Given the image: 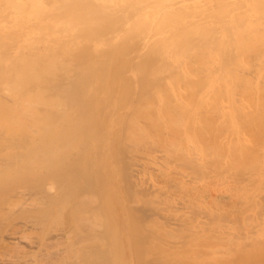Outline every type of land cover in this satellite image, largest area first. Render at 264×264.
<instances>
[{"label":"bare ground","instance_id":"6f19581e","mask_svg":"<svg viewBox=\"0 0 264 264\" xmlns=\"http://www.w3.org/2000/svg\"><path fill=\"white\" fill-rule=\"evenodd\" d=\"M253 90L264 103V0H0V264H252L258 246L242 239L254 222L243 229L199 205L194 224V215L175 216L172 206L164 217L151 204L141 192V139L159 120L148 106L236 108L251 105ZM191 190L197 207L202 189ZM158 215L169 234L182 231L175 244L226 246L197 257L189 248V262L162 251L160 262Z\"/></svg>","mask_w":264,"mask_h":264},{"label":"rangeland","instance_id":"374dc122","mask_svg":"<svg viewBox=\"0 0 264 264\" xmlns=\"http://www.w3.org/2000/svg\"><path fill=\"white\" fill-rule=\"evenodd\" d=\"M253 92L255 93L256 97L251 102V105H240V106L237 105L236 108L233 105H231V106H228L229 109L227 108V106H223V105L220 107V105H218L217 103L215 104V105H217L216 108H215L214 103L210 105L209 103H206V102L203 103V102H198V101H193V100H191V102H189L190 104H188L189 100H187V102H185L186 104H184V102L176 103V104H174L175 106L174 105L171 106L172 104H170V105L167 104V106L169 105L170 107L169 106L168 107L167 106L163 107V109H165V110H163V109H159L158 110V107H156V105H155V107L157 108V110L153 106H152V108H154V109H152V108H150V106H148L149 108H147V109L151 110L150 112L152 113V115L153 116L157 115V117H155L156 120H158V119L160 120L161 119L162 122L160 121V123H158L159 120L156 121V120H154L155 119L154 118L153 119L154 120L153 123L156 121L155 122L156 124L155 123L153 124V125L156 126L155 128L153 127V125L152 126H148V125H151V124H148V122H147L148 125L146 124L149 127V129L151 128L150 129L151 132L156 130V129L161 130L160 134H159V130H158V131L152 132L153 133V135H152L148 128H147V131H149V132L146 131V128H145V131L143 132V137L144 138L142 137L143 139H141V140L144 142L143 143L144 147L141 146V148L143 147V149H141V163H142V165H141V171H142L141 175L143 174L144 176H141V192L149 193L148 194L149 196L147 195L146 197L153 198L152 201H151V204L153 202L157 201L156 204L153 203V205L159 207V209L162 210L160 212L161 213L163 212L162 214H165V213H167L169 211L168 214H170V212H171V214L177 213V215L175 214V216H178V217H181L183 215L187 216V217H191V216L193 217V215H194V217L196 218L195 219L196 221L191 219V220H189L190 223L196 224L197 223V219L198 218H202L201 215H203V214L200 212V210H202V208L199 209L201 205H203L204 209H206V210L208 209L210 212H212L211 209H213V207H214L215 210H216L215 211L216 213L218 211V213H221L222 215H226L225 218L222 217L221 219H225V220L227 218H230L232 220H234L235 218L237 220L239 219L238 221H239V223H240V221L242 222L240 225L242 226L243 229H246V227H248L249 229L252 230V228L250 227V221L254 222L255 225H254L253 229H255V231L253 230L254 231V233H253V231L249 232L248 230H246L247 233L245 235H248L250 233L249 235L251 237L250 236L247 237V236L244 235L245 237L243 236L242 240H243V242L245 241L247 243V245L245 246L244 245L245 242H244L242 244V246L243 247L245 246L246 248L247 247L250 248V246H251L250 249H252L253 252L257 249V246H258L259 250H256L255 251L256 253L254 252V255L256 254L257 256H251V255L248 256V257H250L249 261L252 262V264H257L258 261L254 262V263H253V261H256V259L257 260L259 259L260 260L259 262H261V258L260 257H262V256H260L259 254L261 253V255H262V253H263V255H264V242H263L264 241V105H263L264 103L261 101V99L259 97V94H258V91L257 90H253ZM196 103H197V105H196ZM191 104H193V105H191ZM238 104H240V103H238ZM176 105L177 106L179 105L178 106L179 109L177 108ZM204 105L206 107H204ZM192 106H194V107H192ZM210 106H212V107H210ZM166 108H167V110H169L170 115L168 114V112H165V111H167ZM169 108H171V109H169ZM190 108H191V110H190ZM193 108H194V110H193ZM205 108L207 110L210 109V108L211 109L215 108L214 110L217 109V112H215L217 114V116H216V114H212V113H210L211 115L208 114L207 112H205V110H206ZM222 108H225V109H222ZM196 109H198V110H196ZM202 109H204V110H202ZM231 109L232 110L235 109L237 111L236 112L230 111ZM244 109H245V111H244ZM173 110H174V112L172 114ZM223 110H225V111H223ZM160 111H161V113H160ZM189 111L190 112L192 111V113L190 114ZM194 111H195V114H194ZM243 111H244V113L242 114ZM196 112H198V113H196ZM203 112H205V113H203ZM229 112L232 114L231 116H230ZM175 114H176V117H175ZM251 114L254 115V116H252ZM182 115H184V117H182ZM246 115H247V117H246ZM214 117H215V119H214ZM249 117L251 119H252V117H254L253 118L254 120L252 121ZM175 121L180 122L179 125ZM204 122H206V123H204ZM162 125H163V127H162ZM175 125H176V127H175ZM181 128H183V129L181 130ZM204 128H206V130ZM173 129H174V131H173ZM202 129H203V131H202ZM219 129H220V131H219ZM170 130L173 131V132H171ZM162 131H167V132H162ZM176 131H177V133H176ZM194 131H196V132H194ZM186 132H187L188 135H190V134L191 135L188 136L186 134ZM214 132H216V133H214ZM149 133H150V136H151L150 137L151 140L149 139ZM155 133L156 134L158 133L159 135L158 134L155 135ZM171 133H172V135H171ZM196 133H198V134H196ZM144 134H145V136H144ZM166 134H168V135H166ZM205 134H207V135H205ZM183 135H185V136H183ZM225 136H227V137H225ZM206 137H207V139H206ZM233 138H234V140H233ZM151 141L152 142L156 141L155 142L156 145L153 143L154 147H153V144H151L152 143ZM220 142H222L223 144L220 143ZM145 144H146L147 147L145 146ZM171 144H173V145H171ZM156 146L159 147V148H158V150L155 151V149H157ZM174 146L176 148H174ZM177 147H178V149H177ZM147 148L152 149V150L148 149V151H149L148 152ZM165 148L167 150H165ZM153 149H154V151H153ZM162 149L167 151L165 154H167V155L169 154V155L165 156V154H161V151H163ZM168 152H170V153H168ZM156 155H159V157L156 156ZM170 155H172L171 158L169 157ZM166 157H167V160H166ZM181 157L182 158L184 157V158L182 159ZM191 157H193L194 160H192L193 158L191 159ZM178 158H180V159H178ZM195 158H197V159H195ZM188 160H191L192 163L190 161H188ZM186 161H188V163ZM195 162L198 163V164H195V166H194L193 164ZM202 167H203V169H202ZM213 167H215V168H213ZM168 172H169V176H167ZM189 175H191V176H189ZM238 176H239V178H238ZM180 177L183 178V179H181ZM241 177H243V179ZM170 178H171V180H170ZM148 181H149V183H147ZM158 184H160L161 187ZM182 184H183V186H182ZM177 185H178V187H177ZM185 185H187V186H185ZM232 186H233V188L230 189V187H232ZM234 187H236V189ZM192 188H198L200 190L202 189V192H203V194L199 195L201 202H199L200 204H198L197 207L193 205L194 201L196 200V195L194 194L196 192H193V190H191ZM148 189H151V190H149V192H148ZM186 189H189L191 191L186 190ZM164 190H165L166 194H168V196H162L165 193V192H163ZM153 191H156V192H154L155 194H153ZM157 191H159V192L157 193ZM151 192H152V194H150ZM186 193L188 194V198L186 196L187 195ZM171 195H173V196H171ZM143 196L144 195H142L141 197H143ZM234 196H235V198H234ZM162 197H164V198L162 199ZM190 198H192V200ZM154 199H155V201H154ZM156 199H159V200H156ZM161 199H162V201H161ZM164 200H166V201H164ZM186 200L187 201L189 200V201L187 202ZM190 200L193 201V204H191L192 202H190ZM168 201H171V202L169 203ZM215 201H217V202H215ZM173 202L175 203V205L173 204ZM196 202H198V201L196 200L195 204H196ZM211 202H212V204H211ZM165 203H166V205H163ZM188 203H190V205L192 207H194V208H192L190 205H189V207H187ZM161 204H162V206H161ZM167 204H168V206H167ZM169 204H171V205H169ZM170 206H171V209L168 208ZM172 206H174L173 213H172ZM210 206L212 208L209 209L208 207H210ZM237 206H238L239 209L237 208ZM189 209H190V211H189ZM236 210H238V211H236ZM175 211H177V212H175ZM178 213H180L179 214L180 216L178 215ZM192 213H194V214H192ZM168 214H165L163 216L165 217ZM171 214L168 215V216H172ZM197 215H199V216L197 217ZM245 215H247V216H245ZM245 217L246 218L248 217L250 219H248V218L246 219ZM113 219H115V218H113ZM156 219L157 220H153V222L155 224H162L163 223V230L164 231H163V233L162 232L161 233H162V237H164V238H162L161 242H160V240H159V238H160L159 235H161L160 232H158L159 233L158 237H156L154 234L150 235V236H154V237L158 238L156 240L154 238V241L155 242L156 241L159 242L158 248H160V249L158 251H154V250H156V246H154V247H153V245H149L148 246L147 245L148 241L145 242L146 245L144 244L145 246L150 247V249H151V246H152V250H150V251L151 252L152 251L156 252V253L152 252L156 256H157L158 252L161 253L163 251V254L161 253L162 255H164L165 252H167L168 256L171 253V257H172V255H173V257L174 256L176 257V255H177V257L179 258V256L181 255V257L182 256L185 257L184 260H186L188 258V260H186V261L189 262V260H190L189 257L190 256L192 257V255H195V254H193L194 250H196V252H195L196 256H193V257H197L198 256L197 255L198 250L199 251H201V250L205 251L203 248L208 247V246H209L208 248L210 249L211 244H212L213 247L216 246V245H220V244H221L220 247L226 246L225 242L217 243V244H215L216 242L214 244H213V242H210L209 244L205 245V247H203L201 245L196 246V245H193L191 243H185L184 246H183L182 243H181L182 245L181 244H179V245L175 244L174 243L175 240L179 239L177 237H179V235L182 233V231H179L180 233L177 232L176 234L175 233L174 234H171V233L169 234L167 232V225H166V222H168V220L166 218L164 220L159 218V215H158V217H156ZM245 220H246V222H243ZM116 221H117V218H116ZM113 222H115V221H113ZM218 222H220V221L218 220ZM225 222L226 221H222L220 223L225 224ZM248 222H249V226H247L248 224H246ZM172 223H174V221ZM168 229H170V226H169ZM175 231H177V230H175ZM151 232H153V231H151ZM154 232H157V230H154ZM167 234H169L170 236L167 235ZM246 237H247V239L250 240V241L248 240L250 243L247 242ZM249 237L253 241H255V243L256 242L257 243L256 244L255 243L252 244L251 243L252 240ZM167 238H168V240H166ZM141 239H143V238L141 237ZM144 239H145V237H144ZM255 239L256 240L259 239L260 241L262 240L263 244L260 242L261 244L259 245V240L256 241ZM145 240H147V238ZM162 240H163V242H162ZM171 240H172V243H170V245L171 244H175V245L170 246L169 243H167V242H171ZM141 242L144 243V240H142ZM238 242H240V241H238ZM160 243H162V244H160ZM3 244H4V242L0 241V247ZM186 244L188 246H186ZM144 245H143V248H144ZM154 245H156V244H154ZM248 245H250V246H248ZM262 245H263V248L261 247ZM168 246H170V247H168ZM175 246H176V248H175ZM178 246L180 248H178ZM189 246H194V247H189ZM240 246H241V243H240ZM197 247L199 249H196ZM213 247H211V250L214 251ZM163 248H165V250H163ZM189 248H191L193 252L190 251L191 249H189ZM253 248H255V249H253ZM143 250L145 251V248L142 249V251ZM148 250L149 249L147 248V254L149 256L152 253L150 251H148ZM169 250H172V251L170 252ZM187 250H188V252L189 251L192 252V254H190V252L187 253ZM252 250H251V254L253 255ZM142 251H141V253H142ZM203 251H202V254L204 253V256H208L209 255V254L208 255L205 254V252H203ZM209 251L207 250V253ZM247 251H248V255H249L250 254L249 249H247ZM144 253H142L143 255L141 254V257L143 258V256H146L145 258L147 259L148 257L146 255V251ZM198 253H201V252H198ZM167 254H166V258H171L170 256L168 257ZM187 254L189 255L188 257H187ZM158 255L161 257V259H159V257L157 256L158 259H156V260H158V261L160 260V262H163L162 258L164 256L162 257V255H160L159 253H158ZM151 256H153V255H151ZM157 257H153V258L150 257L149 261H152L151 259H153V262H154V258H157ZM142 258H141V261L144 260V258H143V260H142ZM163 259H165V258H163ZM262 260L263 261L261 263H264V258ZM144 262H146V260H144ZM259 262H258V264H260ZM141 264H145V263L141 262Z\"/></svg>","mask_w":264,"mask_h":264}]
</instances>
